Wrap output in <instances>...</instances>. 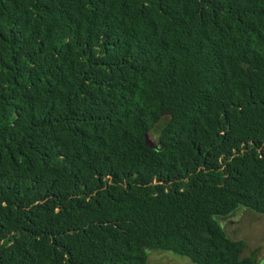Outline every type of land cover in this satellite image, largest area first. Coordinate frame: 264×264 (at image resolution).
<instances>
[{
	"label": "trees",
	"instance_id": "obj_1",
	"mask_svg": "<svg viewBox=\"0 0 264 264\" xmlns=\"http://www.w3.org/2000/svg\"><path fill=\"white\" fill-rule=\"evenodd\" d=\"M242 207L264 0H0V264H255L219 221Z\"/></svg>",
	"mask_w": 264,
	"mask_h": 264
},
{
	"label": "rangeland",
	"instance_id": "obj_2",
	"mask_svg": "<svg viewBox=\"0 0 264 264\" xmlns=\"http://www.w3.org/2000/svg\"><path fill=\"white\" fill-rule=\"evenodd\" d=\"M219 221L228 236L244 242L243 258H254L255 264L264 262V214L242 207ZM147 253V264H194L189 257L172 250L147 248Z\"/></svg>",
	"mask_w": 264,
	"mask_h": 264
}]
</instances>
